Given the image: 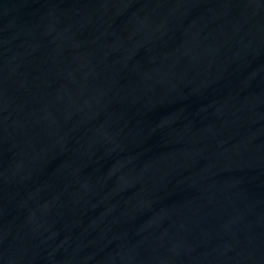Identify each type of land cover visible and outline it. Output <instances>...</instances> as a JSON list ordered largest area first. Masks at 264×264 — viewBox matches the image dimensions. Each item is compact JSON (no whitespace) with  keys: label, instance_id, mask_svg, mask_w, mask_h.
<instances>
[{"label":"water","instance_id":"1","mask_svg":"<svg viewBox=\"0 0 264 264\" xmlns=\"http://www.w3.org/2000/svg\"><path fill=\"white\" fill-rule=\"evenodd\" d=\"M0 264H264V0H0Z\"/></svg>","mask_w":264,"mask_h":264}]
</instances>
